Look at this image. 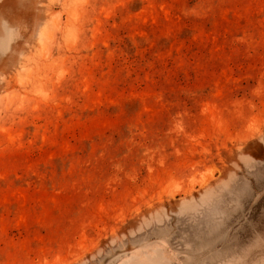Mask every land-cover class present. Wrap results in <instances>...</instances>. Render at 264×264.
Returning a JSON list of instances; mask_svg holds the SVG:
<instances>
[{"label":"rangeland","instance_id":"374dc122","mask_svg":"<svg viewBox=\"0 0 264 264\" xmlns=\"http://www.w3.org/2000/svg\"><path fill=\"white\" fill-rule=\"evenodd\" d=\"M0 264H264V0H0Z\"/></svg>","mask_w":264,"mask_h":264}]
</instances>
